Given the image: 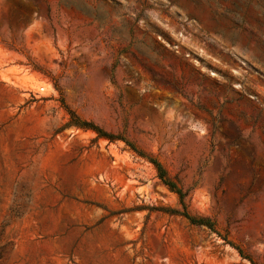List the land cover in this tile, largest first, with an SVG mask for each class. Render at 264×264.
<instances>
[{
	"label": "rangeland",
	"instance_id": "obj_1",
	"mask_svg": "<svg viewBox=\"0 0 264 264\" xmlns=\"http://www.w3.org/2000/svg\"><path fill=\"white\" fill-rule=\"evenodd\" d=\"M0 264H264V0H0Z\"/></svg>",
	"mask_w": 264,
	"mask_h": 264
},
{
	"label": "trees",
	"instance_id": "obj_2",
	"mask_svg": "<svg viewBox=\"0 0 264 264\" xmlns=\"http://www.w3.org/2000/svg\"><path fill=\"white\" fill-rule=\"evenodd\" d=\"M68 112L70 114L71 120L73 121V123H71L72 125L77 126V127H81V128H90L96 132L97 136H106L107 138H111L108 135H105L104 133H102L100 131V129L98 127H96L95 125H92L86 121H79L78 118L74 115V113L72 111H68ZM129 146H130V149L132 151H134L137 155L145 157L148 159V161L154 166L158 178L161 180V182L164 185H166L168 187V189L170 191L176 193L178 200H179V203L182 205L181 210H177V209L169 208V207H158L157 209L168 212V213H172V214L182 215L192 224L204 225V226L212 229V222H210L207 218L200 217V216H193V215H190L189 213H187L185 211L183 201H182L183 195H184L183 192L181 191V189L179 187L176 186V184L173 181L170 180V178L167 176L166 170L162 167L160 162L154 158L148 157L146 154H144L142 151L136 149L132 145H129Z\"/></svg>",
	"mask_w": 264,
	"mask_h": 264
},
{
	"label": "built area",
	"instance_id": "obj_3",
	"mask_svg": "<svg viewBox=\"0 0 264 264\" xmlns=\"http://www.w3.org/2000/svg\"><path fill=\"white\" fill-rule=\"evenodd\" d=\"M43 89H44L43 86H39V87H38V90H39V91H42ZM36 91H37V90H36ZM32 93L34 94V91H32Z\"/></svg>",
	"mask_w": 264,
	"mask_h": 264
}]
</instances>
